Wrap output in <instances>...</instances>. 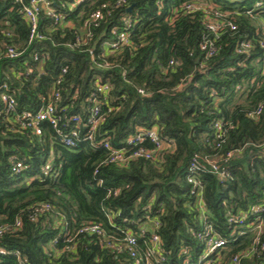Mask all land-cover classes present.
<instances>
[{
    "label": "trees",
    "instance_id": "obj_1",
    "mask_svg": "<svg viewBox=\"0 0 264 264\" xmlns=\"http://www.w3.org/2000/svg\"><path fill=\"white\" fill-rule=\"evenodd\" d=\"M27 1L0 0V87L5 83L16 102L6 115L0 99V249L7 254L0 264H19L14 252L25 264H132L126 250L105 246L112 237L124 244L127 233L137 237L139 262L156 236L163 264H196L202 219L188 182L192 159L201 168L193 176L206 221L226 242L211 264H264V228L253 242L238 227L264 208V0H83L73 8L76 0H45L37 23L42 39L32 42L22 13ZM96 10L102 19L95 25ZM211 22L226 24L216 37ZM126 31L125 45H105ZM244 40L250 47L238 54ZM210 44L216 52L207 58L201 46ZM10 48L16 57H8ZM53 91L64 133L74 126L71 116L85 120V100L94 94L103 115L95 141L106 137L121 147L138 129L155 128L169 146L151 159L118 164L88 141L64 147L47 122L39 134L21 129L15 117L35 112ZM79 133L82 139L87 129ZM208 161L228 177L210 172ZM15 162L22 164L18 173ZM153 220L159 226L140 236L139 227ZM88 223L101 225L104 236L77 234Z\"/></svg>",
    "mask_w": 264,
    "mask_h": 264
},
{
    "label": "built area",
    "instance_id": "obj_2",
    "mask_svg": "<svg viewBox=\"0 0 264 264\" xmlns=\"http://www.w3.org/2000/svg\"><path fill=\"white\" fill-rule=\"evenodd\" d=\"M14 4H21L23 0H10ZM83 0H76L74 4H71L70 7L80 4ZM123 0H118L115 2V6H119L123 4ZM46 5L45 0H28L27 4L23 5V17L25 21L28 23L30 27L29 33V42L35 40H41L42 36H40L37 32V23L38 17L42 10V6ZM254 6L259 7L260 3L256 2ZM185 10L187 12H192L196 10V7L192 5H186ZM50 15L53 18L54 22H59L58 14L54 12V10H50ZM102 19L101 11L96 10L90 15V20L92 23H96ZM126 26L129 28L130 22H124ZM96 25V24H95ZM226 24L220 22H211L209 25V30L216 37L218 32L225 26ZM231 29H234L233 26H230ZM116 34V31L112 32ZM89 36V34H88ZM129 34L126 33L119 34L117 36L116 42L112 44H105L106 46H110L111 48H116L118 45H125L127 43ZM215 40V39H214ZM77 43L81 44L82 40L77 38ZM259 46L262 50L261 53V73L264 75V40L261 39L259 42ZM250 47V43L247 40L241 41L236 45V52L238 54L244 53ZM202 51H206V57H211L216 52V47L213 45H209L206 47L205 45L201 46ZM7 55L9 58L16 57V53L13 49H8ZM37 60V58H35ZM170 64H172L170 62ZM100 67H106V64L99 65ZM66 70L63 69L58 76V79L55 81V85H59L61 82V77L65 74ZM28 74L32 73L31 69L27 70ZM1 90H4L0 96L3 112L6 115H11L16 108V102L12 95L9 93L6 88V84L1 85ZM101 90L107 91V87H101ZM142 90H138L139 94H143ZM43 106L39 107L35 112L23 111L20 115L15 117L17 124L21 129H32L36 134L40 133L39 123L47 122L53 129L56 130L58 137L60 139L61 144L66 148H73L77 145L78 142L88 141L95 148L103 149L110 163H118V164H126L130 161L137 159H151L155 153H159L164 147H168L170 141L163 139L159 136L155 128L151 129H138L135 134L128 137L125 143L121 147H113L106 137H102L99 140L95 141V131L99 124L103 121V115L100 112V104L95 99L94 94H91L85 100L86 103H89V106L86 107L87 113L86 118L82 122L80 119V115H73L70 117V122L74 124V126L69 130L68 133H64L62 129L58 127L59 122L63 119V110L57 108V103L60 101V95L58 91H53L52 94L46 99L44 97L41 98ZM91 104V105H90ZM260 113V110L250 114L252 117H257ZM84 127L87 129V133L81 139L79 128ZM214 129L217 133L216 138H221V122L217 121L214 123ZM146 145L149 147L147 148ZM229 156V155H228ZM207 165L209 166L210 172L216 173L221 179H225L228 177V173L225 171L220 172L216 163L208 161ZM22 169V164L19 162L14 163L13 171L18 173ZM200 165L198 161L192 159L189 163L188 172H189V183L192 185V193L196 196V205L200 213V218L202 219V227L201 231H199L195 238L197 242L201 245V251L196 258V264H211L213 262V254L217 251L223 249L225 247L226 242L219 238L218 235L214 232L211 225L206 221V211L203 207L202 202V192H201V183L197 180L193 175L200 172ZM48 167L45 166L43 171L46 172ZM254 213L258 214L254 217V221L246 224L239 225L240 235L244 233H251L253 242L256 241V236L261 232L264 228V216L260 215L264 213V208L260 205L256 209H254ZM240 224V221L238 222ZM158 222L156 220L149 221L146 224H143L139 227L140 236L145 233H150L152 230L158 227ZM237 227V228H238ZM77 234H86V235H96L98 237L104 236V231L102 226L96 223H88L81 225L77 230ZM2 232L0 231V236ZM71 240V238H69ZM107 239V240H106ZM105 246L110 249L115 250H126L128 252L129 257L132 260V264H163L165 261L164 253L161 251L159 246V239L156 236L151 237V241L149 242V247L145 251V254L142 255V260L139 262L137 257L139 253L136 250V242L137 237L131 233L126 234V238L124 244H120L116 240H112L110 238H106ZM0 255H7L6 251L0 249ZM11 255L16 256L19 260V264H25L24 260L20 258L17 252L11 253ZM232 264H238V260L234 259Z\"/></svg>",
    "mask_w": 264,
    "mask_h": 264
},
{
    "label": "water",
    "instance_id": "obj_3",
    "mask_svg": "<svg viewBox=\"0 0 264 264\" xmlns=\"http://www.w3.org/2000/svg\"><path fill=\"white\" fill-rule=\"evenodd\" d=\"M132 8H133V5L128 6L127 9H126L127 12H130L132 10Z\"/></svg>",
    "mask_w": 264,
    "mask_h": 264
},
{
    "label": "crops",
    "instance_id": "obj_4",
    "mask_svg": "<svg viewBox=\"0 0 264 264\" xmlns=\"http://www.w3.org/2000/svg\"><path fill=\"white\" fill-rule=\"evenodd\" d=\"M45 6V5H44ZM42 8H43V6H42Z\"/></svg>",
    "mask_w": 264,
    "mask_h": 264
}]
</instances>
